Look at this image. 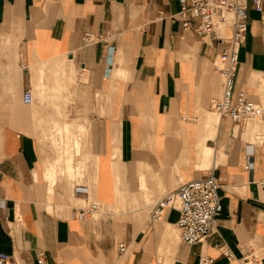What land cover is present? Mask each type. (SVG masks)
I'll use <instances>...</instances> for the list:
<instances>
[{"label":"crops","instance_id":"0c3cea01","mask_svg":"<svg viewBox=\"0 0 264 264\" xmlns=\"http://www.w3.org/2000/svg\"><path fill=\"white\" fill-rule=\"evenodd\" d=\"M240 1L248 28L234 92L263 108L249 125L212 107L228 23L218 39L185 29L179 0H0V251L16 264H264V16ZM114 123L123 135L117 168ZM50 124L69 130L54 135ZM68 137L87 140L91 163L78 156L69 179L58 162L50 183L45 169L57 158L39 139ZM211 166L223 208L214 232L188 245L176 208L154 221L150 213ZM92 201L103 206L71 215Z\"/></svg>","mask_w":264,"mask_h":264},{"label":"built area","instance_id":"2783aa9c","mask_svg":"<svg viewBox=\"0 0 264 264\" xmlns=\"http://www.w3.org/2000/svg\"><path fill=\"white\" fill-rule=\"evenodd\" d=\"M179 3L185 29L193 26L199 34L218 39L221 37V24L228 23L231 26L232 33L226 40L228 48L221 52L215 63V69L221 76V93L213 101L214 112L220 117L229 116L236 122L261 120L262 106L250 100L244 91L234 92L239 51L248 28L246 4L240 0H179ZM252 5L264 16V0H252ZM22 99L27 104L32 102L31 88L23 92ZM219 188V178L215 167L211 166L204 176L187 180L160 197L150 213L151 221L161 219L169 208H176L180 240L188 245L203 241L216 229L223 208ZM74 190L88 194V188L84 185L76 184ZM101 206L99 201H92L73 210L71 215L84 219ZM118 247L120 252H124L127 246L120 242ZM223 252L233 257L230 249L225 248ZM208 261L206 257L200 260L201 263ZM0 264L16 263L10 254L0 251Z\"/></svg>","mask_w":264,"mask_h":264},{"label":"rangeland","instance_id":"374dc122","mask_svg":"<svg viewBox=\"0 0 264 264\" xmlns=\"http://www.w3.org/2000/svg\"><path fill=\"white\" fill-rule=\"evenodd\" d=\"M56 75L59 76V74L55 73L54 76H56ZM33 86H34V96H35L36 102L37 101L41 102V99L43 102V100H45V96L42 93H40L39 89H38L37 93H35L36 92V86L35 85H33ZM99 97H101L100 93L97 94V104L99 107H103L102 104L99 103V101H98ZM101 100H102V98H101ZM101 112H103V111L101 110ZM213 114H214L213 117L216 121V119H217V117H215L216 114L215 113H213ZM58 117L61 119V118H65L66 116H58ZM256 122H259V120H255V119L254 120H247V125H249L251 123H256ZM79 129H81V128H79ZM47 130L48 131L54 130V133H55L54 135L61 134L60 132L56 133V131H59V130L57 128H55V126L53 127V125H51V124H50V126L47 127ZM61 131H64V130H61ZM115 132H117L119 135L118 136L115 135L114 138H113L114 135L112 136V140H113L112 145L115 143L114 144L115 147H113V153H112V163L114 164V167L117 168V162H118V159H119V156H120V153L122 150V144H123V135L121 134V129H120L119 123L113 124V134ZM64 134L67 135V132H65ZM69 135H71V133H69ZM68 140H71V142ZM72 140H78L79 142H81L82 143L81 149H77L72 144ZM39 142H40L41 146L47 150V153L51 158H53V159L58 158L59 163L67 164V173L62 172V174L65 173V176L69 179L75 178L76 175H79L78 170H77V172H75V170L73 171V169H72L73 163H76V162L81 163L83 159L84 160L87 159L88 164L91 163V156L90 155H88L87 157L83 156V149H85V147L87 146V143H86L87 140L77 139V138H69V137L68 138H41V139H39ZM75 153H77V154H75ZM79 154H81V155H79ZM78 156H81V158H82L81 161H78V159H77ZM45 167H46V162H45ZM88 173H89L88 176L90 177L91 173L89 171H88ZM115 175H116L117 179L120 178V173L117 170H115ZM54 179H55V177H54ZM54 179L52 181H54ZM116 190L119 191V186H117Z\"/></svg>","mask_w":264,"mask_h":264},{"label":"bare ground","instance_id":"6f19581e","mask_svg":"<svg viewBox=\"0 0 264 264\" xmlns=\"http://www.w3.org/2000/svg\"><path fill=\"white\" fill-rule=\"evenodd\" d=\"M118 72V71H117ZM117 72H115V74L117 75L118 73ZM57 85H58V83H56ZM54 90H58L59 92H58V94L54 91L53 92V94H52V96L54 97V98H58L59 96H60V94H61V90L60 89H58V88H56L55 87V89ZM262 122V121H261ZM59 130L61 131V130H69V128L67 127V125H65L64 127H59ZM68 135V134H67ZM68 141H70L71 142V140H68ZM72 144L77 148V149H81V146H82V143L81 142H79L78 140H72ZM115 144V143H114ZM114 144H113V147H115L114 146ZM58 164V158L57 159H55L54 161H53V163H49V162H47V167H46V169H45V177L47 178V180H49V182L50 183H52V180L54 179V177H55V173H54V168H56V167H54V166H56ZM69 169V168H68ZM106 205V204H105Z\"/></svg>","mask_w":264,"mask_h":264}]
</instances>
